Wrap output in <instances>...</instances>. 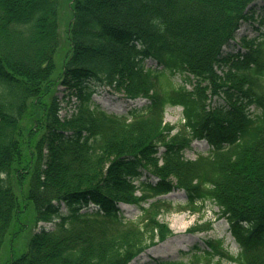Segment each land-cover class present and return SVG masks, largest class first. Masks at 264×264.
<instances>
[{
	"label": "trees",
	"instance_id": "obj_1",
	"mask_svg": "<svg viewBox=\"0 0 264 264\" xmlns=\"http://www.w3.org/2000/svg\"><path fill=\"white\" fill-rule=\"evenodd\" d=\"M253 1L71 0L56 75L58 0H0V252L30 203L36 224L55 222L0 264H129L173 233L160 196L175 189L190 210L217 203L239 251L208 240L188 260L149 264H264V16L243 50L224 54ZM60 84L79 98L67 118ZM98 85L148 102L110 112L93 98ZM168 106H182L183 122L165 121ZM195 139L210 148L190 159ZM121 202L138 205L139 219H126Z\"/></svg>",
	"mask_w": 264,
	"mask_h": 264
},
{
	"label": "rangeland",
	"instance_id": "obj_2",
	"mask_svg": "<svg viewBox=\"0 0 264 264\" xmlns=\"http://www.w3.org/2000/svg\"><path fill=\"white\" fill-rule=\"evenodd\" d=\"M58 2L60 44L55 53L56 75L62 71L64 61L69 53L68 28L72 17L71 0H58ZM248 10H250V13L254 17L244 20L241 23L235 40L224 47L225 55L243 50L240 46L243 36L253 38L259 34L260 19L264 16V0H254L249 5ZM154 63L155 61L151 58L147 60L148 66ZM219 70H222L221 67ZM176 81H182L180 74L176 76ZM188 87L191 88L192 85L189 84ZM93 98L109 111L120 114L127 112L132 106H142L148 102L144 98L129 100L122 92L102 85L96 87ZM215 101L219 102L221 99L216 98ZM182 111V106H168L165 113V121L171 124H180L183 122ZM208 149L209 144L206 140L197 139L185 150L184 155L187 158L194 159L199 153H206ZM142 178H146V176ZM150 179L154 180L153 177H150ZM14 187L19 195L20 204L23 206L25 201L21 187L16 182L14 183ZM161 197L171 203L170 209L164 211L160 218L169 224L173 233L164 241L147 248L129 264H149L152 258L188 260L190 257L189 252L194 246H198L201 250H204L208 248V240L216 239L224 240V244L231 252L237 253L239 251V246L229 230L230 223L222 215L221 207L217 203L206 200L205 205L201 209L193 211L184 207L187 204V195L183 189H175ZM144 204L147 205V203ZM120 208L126 219L138 220L141 215V209L138 205L121 203ZM62 210L67 212L68 207L63 204ZM35 213V207L33 203H30L23 208V211L15 216L1 248L0 263H5L8 259L21 255L28 248L29 240L36 230H41L43 227L46 229H52L54 227V221H41L36 224ZM20 228H23V230L12 241L13 233ZM225 264L238 263L226 262Z\"/></svg>",
	"mask_w": 264,
	"mask_h": 264
}]
</instances>
